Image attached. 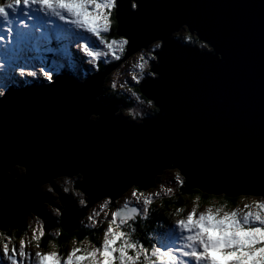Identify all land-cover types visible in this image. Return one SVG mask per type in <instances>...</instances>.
Returning a JSON list of instances; mask_svg holds the SVG:
<instances>
[{"label":"water","instance_id":"1","mask_svg":"<svg viewBox=\"0 0 264 264\" xmlns=\"http://www.w3.org/2000/svg\"><path fill=\"white\" fill-rule=\"evenodd\" d=\"M141 3L143 18L132 46L154 41L183 23L198 41L201 37L210 43L209 48L192 44L186 49L165 41L160 65L151 69L159 79L148 78L150 83L142 88L137 85L143 97H155L154 104L161 108L142 126L124 115L131 105L122 106V118H114L112 113L122 104L103 106L94 99L103 101L101 87L109 92L120 61L79 80L91 79L79 86L84 91L74 84V76L63 73L54 76L50 87L32 84L6 90L8 99L0 97V201L5 204L0 215L7 212L10 219L0 230L22 229L30 213L41 215L44 231L57 226L43 205L51 197L37 189L62 173L82 172L83 185L76 187H82L88 199L85 207L75 209L68 195L52 196L62 204L59 225L66 232L77 227L85 209L104 192H111L107 196L113 200L131 186L129 181L137 182L139 189L152 187L158 174L172 168V160L181 168L176 167L184 189L228 197L264 193V0ZM215 50L216 58L204 55ZM219 52L223 63L216 60ZM128 83L136 91L135 84ZM94 113L100 120L88 118ZM160 167L165 168L157 171ZM26 207L44 211L23 213Z\"/></svg>","mask_w":264,"mask_h":264},{"label":"clouds","instance_id":"2","mask_svg":"<svg viewBox=\"0 0 264 264\" xmlns=\"http://www.w3.org/2000/svg\"><path fill=\"white\" fill-rule=\"evenodd\" d=\"M41 10L45 11L47 15L64 19L75 30H82L91 35L96 36L101 44L106 38L100 33H109L112 29L115 20H118L116 8V0H39ZM131 11L135 12L138 8V0H127ZM2 4V3H0ZM170 40H175L177 44H198L200 49L209 48V44L203 41H198L193 33H190L188 26L182 24L180 27L171 31L168 35ZM109 40H116L118 43L107 45V51L98 50V56L109 57L112 60L120 61L115 72L111 74L108 87L112 90L117 88L123 90L121 94H127L128 97L135 101L133 106L125 109L124 115L129 117L131 121H135V125L140 126L147 117L155 118L159 112V108L154 104L152 98L141 97L140 93L134 91L129 86L128 81L131 80L135 85H140L141 81L146 78H158L159 73L152 69L153 64L159 63V58L156 55L161 50L164 41L155 39L150 41L147 45L139 47L130 46L127 36H115ZM116 51V56L110 55L112 50ZM88 56H93L92 52H87ZM222 59V56L218 57ZM93 68L97 67V59L93 57L87 60ZM105 64L109 63V59L104 60ZM4 89H0V97L4 95ZM99 100V97H94ZM114 118H122L119 107L112 113ZM88 118L93 121L100 119L99 113L89 114ZM133 124V123H130ZM170 167L174 169L175 188L179 189L184 184V177L178 168L175 167V161H169ZM21 167L27 168L25 165ZM9 173L11 170H8ZM15 180L16 177H13ZM84 175L82 172H75L74 174H58L45 180L39 184L37 189L40 193H49L55 196L57 192L64 194H71L74 198L77 208H82L87 205L88 199L86 191L82 187H76L78 183L83 185ZM131 197L136 201H142L144 215L148 214L149 205L153 203V198L161 200L163 197L171 198L175 195V189L171 186L165 187L164 184H159L155 190L145 192L138 191L135 184H132L128 189ZM237 202L234 207L229 206L228 199H225L223 193L220 198H213L202 211L194 218L192 213L196 212L199 207L201 197L196 195L191 204V211L187 215L181 217L179 214L183 212L182 207H177L171 213L174 219V224L178 223L180 219L184 220L181 225L183 228H192L198 230L195 238L204 247V254L207 257L208 264H264V193H246L242 192L237 196ZM111 202L110 196H102L100 200L95 202L91 209V215L87 219L91 224H95V218L100 216L101 212L107 215L106 209ZM60 201H54L49 204L48 200L43 201V205L51 214L59 218L62 216L63 207L57 206ZM124 204H128L126 199ZM242 205V206H241ZM98 209V210H97ZM132 210H129L131 213ZM32 215L35 227L32 228V233L37 235H44L41 231L43 221L39 216ZM260 225V226H254ZM61 229L56 228L50 235L58 237ZM119 236L117 230L115 239ZM24 240L23 238H21ZM33 237H31V241ZM11 243L3 231H0V244ZM29 241V242H31ZM87 242V241H86ZM53 246V241L48 242ZM75 245V238L72 242ZM75 247V246H73ZM126 245L122 242V248ZM215 253V255H213ZM219 257L220 259H217ZM120 260L122 264H134L133 260L128 259L124 255V251L120 252ZM55 261L51 258H45L42 264ZM68 264H97L93 257L82 259L80 257H70ZM104 264H108V257L105 254ZM160 264H170V261L164 259Z\"/></svg>","mask_w":264,"mask_h":264},{"label":"snow or ice","instance_id":"3","mask_svg":"<svg viewBox=\"0 0 264 264\" xmlns=\"http://www.w3.org/2000/svg\"><path fill=\"white\" fill-rule=\"evenodd\" d=\"M116 2V12L120 25L119 35L127 36L129 45L132 46L131 41L139 34L140 24L143 18L142 9L144 6L141 0H138V8L133 12L129 8L128 3L123 4L121 0H116ZM0 19L5 22L3 31H0V89H5L10 83L14 81H23L26 78H31L34 83L37 79H40L42 83L46 82L49 87L53 86L55 84L54 74L63 69L67 64H71L73 68L78 69L76 57L79 53H82L83 57H87L88 59L96 57L98 60L100 58L98 56V50L101 49L100 46H102L103 50L107 51V45L118 43L116 40L105 39L104 43L101 44L96 36L85 31L73 29L64 19L47 15L45 11L41 10L39 0H6L5 3L0 4ZM121 21L123 23L122 30ZM180 24L183 23H178L176 28H178ZM171 31L173 30H168L162 36L155 39H161L164 43L167 40L177 44L175 40H170L168 38V33ZM193 31L198 33L196 29H193ZM103 34L104 33H100L101 36H104ZM200 40L205 41V39L201 37ZM145 45H147V42ZM177 45L181 48L192 49L188 44ZM73 47L78 51L73 52ZM212 47L214 48V46ZM87 52H92L93 56H88ZM164 52L165 49L161 48L156 55L162 56ZM217 52L218 51L215 50L214 52L205 53L204 55L216 58ZM219 53L221 54V52ZM41 54H47L46 58L54 59L55 62L47 65L41 64L37 69L36 64L38 59L45 58ZM110 55L115 57L116 51L113 49ZM83 57H81V59H83ZM216 60L221 63L224 62L223 56L222 59ZM159 65L160 60L155 66L159 67ZM157 79H159V77L155 79L152 78V80ZM90 80L80 83L79 80L76 79L73 82L80 88V85H88ZM149 83L150 81L146 78L142 81L140 87L142 88ZM91 88L95 87L93 86ZM80 89L82 91L87 90ZM3 99L7 100L8 97L3 95ZM152 99L155 101L156 98L153 97ZM96 101L106 106L105 102L100 100ZM155 104L157 105L156 102ZM158 108L159 112L155 117L161 112V108ZM142 125L143 123L140 126ZM176 163L175 161V165ZM162 168L165 167H160L157 171ZM132 184L138 183L129 181L127 186ZM111 194V192H104L103 195ZM89 197L92 198L90 194ZM0 206H5V204L0 201ZM129 210H132L131 213H129ZM29 211L38 214V212H42L44 209L42 207H26L23 213ZM140 211L138 207H133L129 204H124L123 209L117 208V210L111 212V219L102 232V240L98 242L99 246H94L90 249L72 247L67 251L66 256L63 257L56 250L46 252L36 251L34 254L28 252L26 251V243L22 239L19 241L18 248L13 245L11 250L9 248V243H2L0 244V264H24L26 259L30 264L33 260L34 264H42L45 258H51L55 261V264H68L70 257H80L82 259L93 257L97 264H104L105 254H107L108 257V264H122L120 260L121 251H124V255L128 257V259L133 260L134 264H160L164 259L170 261V264H208L207 257L204 254V247L195 238L198 230L181 227L184 223L183 219H180L172 228L167 226L161 227L156 236V243L150 246V253L148 248L133 240L129 233L121 230L119 226L114 227L118 220L123 223L125 217L131 219ZM192 215L195 218L198 215V211L192 213ZM38 216L41 215L38 214ZM180 216L184 217L183 215ZM9 219L10 217L7 212L0 215V226L5 225ZM117 230L119 231V236L112 239ZM41 231L44 234L43 226H41ZM32 237V241H36V247L39 248L38 241L43 235L38 236L37 233H32ZM122 242L126 247L122 248Z\"/></svg>","mask_w":264,"mask_h":264},{"label":"trees","instance_id":"4","mask_svg":"<svg viewBox=\"0 0 264 264\" xmlns=\"http://www.w3.org/2000/svg\"><path fill=\"white\" fill-rule=\"evenodd\" d=\"M116 32H117V21L115 20V22L113 23L112 29L110 30L109 33H107V37L108 38H114L115 36H118ZM117 62L118 61H114V63H110V64H115ZM97 64H98L97 68H95L97 72L102 70L104 67L108 66L107 64L102 63L101 61H97ZM30 81H31L30 84L34 83L32 80H30ZM36 83H38V82H35L34 84H36ZM13 87L10 85L9 88H13ZM134 89L138 93H140L137 85H134ZM105 93H107V94H105ZM140 95L143 98V95L141 93H140ZM101 98H102L103 102H105V103L111 102V103H115L117 105L122 104L121 110H120L121 115H123L122 112L124 111V108L122 106H128V105L132 106V100L130 98H128L126 96V94L122 95L121 93L118 92V90L114 91L111 88L109 89V92H105L103 90V86H102L101 87ZM20 168H22V167H20ZM166 172H168V171H166ZM159 178H160V174H158L156 176V178L154 180V184L157 185L159 183V181H158ZM157 181H158V183H157ZM154 184H153V186H154ZM139 190L140 189L138 188V191ZM196 195H199L201 197V200L199 201L200 206L207 204L213 198H216V199L220 198V195H217V196L209 195V194L203 193L197 189H189V190L184 189V184H183V186H181L179 189L175 190L174 196H172L171 198L163 197L161 200H158L156 207H154V208L150 207L148 209L149 210L148 216L144 215L143 209L139 206L141 208V211L131 218L132 220H134V222H133L132 227H131L132 229L130 228V230H129L130 235L132 236V238L136 239V241L139 244H142L144 247L149 248L151 246V244H153L152 231L154 230V228H156L158 226V222L161 219V217H164L165 219L168 217L169 218L173 217L170 215L172 212L175 211V209L177 207H182L184 209L189 203L186 200L187 199L189 200L191 197H195ZM224 197H225V199H228L230 207L234 206L237 202V199H236L237 197H228L226 195H224ZM82 208H77L75 206V209H82ZM82 215L80 216V218L78 220L77 227L71 232H66L59 225V218L56 217V221H53V222L57 225L55 228L61 229L60 235L58 237L50 235V232H53L55 230V228H53V230L44 231L43 237L38 241L39 248L42 251H50L51 249L53 250V246L48 243L49 241H53V243L55 245V250L61 256H63L66 253L67 247H68L69 243L73 240V238H75V244H77L80 247H82V243L85 240L90 241L91 244L96 246V244L98 243L97 238L99 237L100 229L99 228H92V227L86 225L85 223H83L82 222V218H83ZM25 226L20 230L8 229V231L4 232V234L14 235L16 238H18L22 234H24V232H26Z\"/></svg>","mask_w":264,"mask_h":264},{"label":"rangeland","instance_id":"5","mask_svg":"<svg viewBox=\"0 0 264 264\" xmlns=\"http://www.w3.org/2000/svg\"><path fill=\"white\" fill-rule=\"evenodd\" d=\"M5 2H6V0H0V3H5ZM1 24L4 26L5 22L2 20ZM80 31H82V30H80ZM103 35L106 38H108L107 37V33L106 34L104 33ZM100 48H101V50H103L102 46H100ZM72 51L73 52H76L75 51V47H73ZM41 55L44 56L45 58L38 59V62L36 64L37 69L39 68V66L41 64L47 65L49 63H54L55 62L54 59H48V58H46L47 57V54H41ZM81 57H83V54L82 53H79L77 55V57H76V62L78 64V69L77 68H73L71 64H67L63 69H61L59 72H57L55 74H59V73H70L73 76H75L76 78H78L79 80L85 78L87 75L93 74L96 69L93 68L90 64L87 63V60H88L87 57H83V59H81ZM105 59H109V63L107 65H109L110 63H114V61H115V60L110 59L109 57H104V56H101L97 61H101L102 63H104V60ZM30 80H32V79L31 78H26L23 81H14V82L10 83L9 85L22 86V85H25L27 83H30L31 82ZM36 82L42 84V82H41L40 79H37ZM43 83H46V82H43ZM9 85H7L4 90H6ZM166 171H168V172H166ZM173 175H174V169L173 168H168V169L165 168L163 170V172L160 174V178L158 180L159 183L157 181V183H158L157 185L154 184L153 187H148V188H145V189H140L139 191H145V192L153 191V190L156 189V187L159 184H164L165 187L171 186V187H173L176 190V188H175V179H174V176ZM126 199L128 200V204L130 206H140L143 209L142 201H136V199L134 197H131V193L128 190H125L124 192H122L119 195V197H116L113 200H111L108 208L106 209L107 215L105 216L104 212H101L100 213V216H98V217L95 218V224L94 225L90 223V221L87 219V217H88V215H91V209L95 205V202L92 205H90L88 208L85 209V211H84V213L82 215L83 218L81 217L82 218V222L85 223L86 225L92 227V228H99L100 229V231H99L100 234H99V237L97 238L98 242L100 240H102V232L106 228L108 221L111 219V212L117 210V208L122 209L124 207V202H125ZM193 199H194V197H191L189 200L188 199L186 200L189 203H188V205L186 207L184 206L185 208H184L183 212L180 213V215H183V216H186L187 215V212L191 210V204H192ZM157 202H158V199H156L154 197L153 198V203L149 205V208L150 207H153V208L156 207L157 206ZM206 205L207 204L200 206V204H199V207H198L197 211L198 212L199 211H202L203 208ZM234 206H231V207H234ZM141 208H140V210H141ZM148 214H149V210H148ZM148 214L146 216H148ZM35 216H37V215L35 214ZM170 216H172V215H170ZM168 218L165 219L164 217H161L162 220L160 219L159 222H158L159 229L162 226H167V227L172 228L171 227V224H173L174 219L175 218H178V217H171L169 219ZM133 222H134V220H132V219L130 220V219L124 218V222L123 223H121L118 220L117 221V224L114 225V227L119 226L121 230H123V231H125V232H127V233L130 234L129 230L132 227ZM42 226H43V224H42ZM25 227H26V232H24V234H22L18 238H16L14 235H6L5 234V236L8 237L9 240H11V243H9L10 250H11V248H12L13 245H15L18 248L19 241H20L21 238H23L24 241H25V243H26V251L31 252L33 254L36 251L46 252V251H42L40 248H37L36 247V241H31L32 228L35 227V223H34V220H33L32 215H30V214L26 218V226ZM50 230H53V227ZM0 231L6 232V231H8V229L6 231H4V230H0ZM131 238H132V236H131ZM132 239L136 241V239H134V238H132ZM29 241H31V242H29ZM5 242L7 243V241H5ZM71 242L69 243V245L67 247L66 253L73 246L78 247V248L80 247L77 244L73 245ZM94 246L95 245L91 244L90 241H87L86 242V240H85L82 243V247H84V248H89L90 249L91 247H94ZM96 246H99V243H97ZM66 253H65L64 256H66ZM24 264H30V262L26 259L24 261ZM31 264H34V260H33V262H31ZM46 264H51V261L46 262Z\"/></svg>","mask_w":264,"mask_h":264},{"label":"flooded vegetation","instance_id":"6","mask_svg":"<svg viewBox=\"0 0 264 264\" xmlns=\"http://www.w3.org/2000/svg\"><path fill=\"white\" fill-rule=\"evenodd\" d=\"M58 192H59V191H58ZM58 192H57V195H55V198H56V199H58ZM61 193H62V192H61ZM46 194L49 195V196L51 197V201H50L49 203H50V204L53 203V201H52V198H54V197H52L53 195H52V194H49V193H46ZM66 195H68V196L72 199L73 204L76 206V204H75V202H74L75 200H74V198L71 196V194H66ZM57 206H58V205H57ZM76 207H77V206H76ZM44 208L46 209V207H44ZM46 210H47V209H46ZM47 213H48L49 217L52 218L53 221H56V217H55L53 214H51L50 211L47 210Z\"/></svg>","mask_w":264,"mask_h":264},{"label":"bare ground","instance_id":"7","mask_svg":"<svg viewBox=\"0 0 264 264\" xmlns=\"http://www.w3.org/2000/svg\"><path fill=\"white\" fill-rule=\"evenodd\" d=\"M32 84H34V83H31L30 85H32Z\"/></svg>","mask_w":264,"mask_h":264}]
</instances>
